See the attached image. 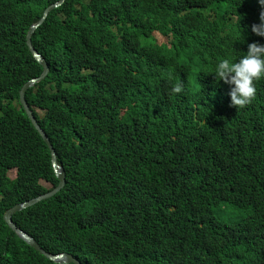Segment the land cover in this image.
Instances as JSON below:
<instances>
[{"label":"trees","instance_id":"16d2710c","mask_svg":"<svg viewBox=\"0 0 264 264\" xmlns=\"http://www.w3.org/2000/svg\"><path fill=\"white\" fill-rule=\"evenodd\" d=\"M59 1L0 0V264H55L4 215L59 185L19 99L42 71L28 30ZM260 11L257 0H66L49 13L32 39L49 71L26 99L66 187L14 224L83 264H264V79L236 109L213 75L264 44L250 31Z\"/></svg>","mask_w":264,"mask_h":264},{"label":"clouds","instance_id":"9594fccd","mask_svg":"<svg viewBox=\"0 0 264 264\" xmlns=\"http://www.w3.org/2000/svg\"><path fill=\"white\" fill-rule=\"evenodd\" d=\"M257 3L260 6L261 11L259 13L258 22L253 23L250 26V31L255 36L264 38V0H257ZM26 45H27V38H26ZM213 75L217 81H223L225 84L230 86V91L228 93L230 97V106L235 107L236 109L245 107L246 105L251 103V101L255 98L257 92L256 82L260 81L261 79H264V44H261L259 42L249 43L247 45V51L245 53H242V55H240L235 60L229 58H221L215 65ZM170 91L173 94H179L182 92V85L177 83L171 87ZM19 99H20V95H19Z\"/></svg>","mask_w":264,"mask_h":264},{"label":"water","instance_id":"95a60500","mask_svg":"<svg viewBox=\"0 0 264 264\" xmlns=\"http://www.w3.org/2000/svg\"><path fill=\"white\" fill-rule=\"evenodd\" d=\"M66 0H60L57 4L55 5H51L49 7H47L43 13L41 18L37 21L36 24L32 25L29 30H28V34H27V48L29 50V52L31 53L33 59L39 64V66L41 67L42 71L40 73V75L36 78L31 79L30 81H28L20 90V102L27 114V119L29 120L30 124L32 125V127L34 128V130L36 131V133L38 134V136L41 138L42 142L44 143V145L47 147L49 154H51L52 157V167H53V171L54 174L59 182V185L54 188L53 190H49L46 194L40 196V197H35L33 199L28 200V202L25 203H21L18 205H15L14 207H12L11 209H9L5 215H4V221L7 223V225L18 235L17 237L22 240L28 247H30L31 249H33L35 252H37L38 254H40L41 256H43L45 259H47L48 261H51L55 264H83L81 261H79L74 255L72 254H68V253H64V254H59V255H53V254H49L46 251H44L38 244L37 242L28 234H26L25 232L21 231L16 224H14L12 217L15 213H18L26 208H29L39 202H41V200H45V199H49V198H53L54 196H56L58 193H60L61 191H63L66 187V174L65 171L62 167H60L57 163V157H56V153L51 145V143H49V140L47 138V136L45 135V133L41 130V128L39 127V125L36 123L31 111L28 108V102L26 100V93L27 91L34 87L36 84L40 83L41 81H43L45 79V77L48 74V65L45 61V59L43 57H41L33 48L32 45V38L34 36V32L35 30L43 23V21L46 19L47 15L49 12L61 7Z\"/></svg>","mask_w":264,"mask_h":264},{"label":"rangeland","instance_id":"374dc122","mask_svg":"<svg viewBox=\"0 0 264 264\" xmlns=\"http://www.w3.org/2000/svg\"><path fill=\"white\" fill-rule=\"evenodd\" d=\"M15 175H16L15 172H11V173L9 174V177H10L12 180H14V179H15ZM41 185H42L43 188H45V189H49V186H48V185H46V184H41Z\"/></svg>","mask_w":264,"mask_h":264}]
</instances>
